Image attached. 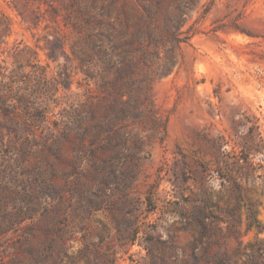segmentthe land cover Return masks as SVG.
Wrapping results in <instances>:
<instances>
[{
	"label": "rangeland",
	"instance_id": "obj_1",
	"mask_svg": "<svg viewBox=\"0 0 264 264\" xmlns=\"http://www.w3.org/2000/svg\"><path fill=\"white\" fill-rule=\"evenodd\" d=\"M0 264H264V0H0Z\"/></svg>",
	"mask_w": 264,
	"mask_h": 264
},
{
	"label": "trees",
	"instance_id": "obj_2",
	"mask_svg": "<svg viewBox=\"0 0 264 264\" xmlns=\"http://www.w3.org/2000/svg\"><path fill=\"white\" fill-rule=\"evenodd\" d=\"M243 144H244V148H245V149H248V148H249V146H246V147H245V145H246L245 142H243Z\"/></svg>",
	"mask_w": 264,
	"mask_h": 264
}]
</instances>
